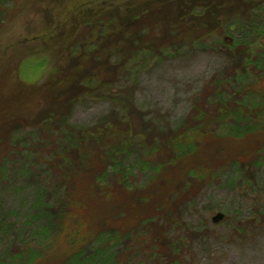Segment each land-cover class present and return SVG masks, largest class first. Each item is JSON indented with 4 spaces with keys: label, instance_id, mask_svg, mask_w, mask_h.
I'll return each mask as SVG.
<instances>
[{
    "label": "trees",
    "instance_id": "trees-1",
    "mask_svg": "<svg viewBox=\"0 0 264 264\" xmlns=\"http://www.w3.org/2000/svg\"><path fill=\"white\" fill-rule=\"evenodd\" d=\"M30 2L0 0V23ZM94 5L76 0L68 34L51 27L53 13L40 7L47 28L19 42L39 56L59 46L55 65L40 57L32 64L46 67L39 85L22 68L12 83L0 45V190L35 193L22 220L19 211L0 212V240H14L0 264H191L189 204L226 173L250 180L264 171V0ZM232 32L230 66L211 79L189 117L175 126L164 116L147 119L135 90L148 62L162 63L170 50L210 51L217 36ZM86 99L115 109L92 126L71 124ZM114 192L121 201L112 205ZM206 227L192 231L209 235ZM54 247L60 260H43Z\"/></svg>",
    "mask_w": 264,
    "mask_h": 264
},
{
    "label": "rangeland",
    "instance_id": "rangeland-1",
    "mask_svg": "<svg viewBox=\"0 0 264 264\" xmlns=\"http://www.w3.org/2000/svg\"><path fill=\"white\" fill-rule=\"evenodd\" d=\"M32 1L18 15L5 17L0 23L1 51L4 49L7 54L6 61H9L13 84L19 78L20 68L24 69L33 83L39 85L45 82L46 77L43 75L46 73L45 66L40 67L39 70H32L35 59L43 58L50 63L49 66L55 65L58 61V45H53L52 52L41 56L37 55L40 54L38 50L30 53L28 47L19 45L20 41L32 39L41 33L43 28H47L49 22L45 21V15L42 17L39 14L40 7H46V11L49 9L53 13L54 21L51 27L60 28L62 32L68 34L70 27L76 25V20L70 18L76 13V0H67L54 5L48 3L36 5ZM107 1L110 2V0H79V2H89L91 6ZM234 37L233 32L217 36L214 40L216 48L210 51L188 53L187 49L183 48L178 51L180 54L170 50L169 54L173 56L165 58L160 64H154L153 60H150L149 65L142 69L143 73L138 76L139 85L135 90L136 103L145 117L151 119L155 115L164 116L162 122L165 124V121H168L172 126L189 117L196 100L202 101L206 86L210 84L211 79L219 77L225 68L230 66L228 56L232 57V54L228 45ZM25 62H28L29 64L25 65L30 67L24 66ZM113 105L110 101L86 99L75 105L70 122L73 125L92 126L103 116L108 115L115 107ZM139 124L140 122L134 119L135 127ZM20 137H23L21 133ZM127 163L137 172L134 157L127 159ZM7 166L5 179L11 177L9 165ZM252 172L250 171V174ZM257 176L247 181L242 176H235L233 172L226 173L219 180L204 187L194 202L189 204L185 220L186 227L191 230L186 234L191 264H264V171H257ZM17 188L13 191L0 190V212L8 214L19 211L22 220L29 210V199L35 193L32 189ZM119 196V193L114 192L108 198V202L111 201L110 204L114 205L116 201H121ZM105 208L106 205L99 207L98 211L103 212ZM217 213H223L224 219L215 224L212 218ZM203 223L207 224L209 235L201 236L200 232L194 234L193 231H199ZM191 233L194 235L191 236ZM6 239V241L0 240V257L4 258L5 254L10 252V244L14 242L13 238ZM7 242L10 244H6ZM55 249L57 247L46 253L43 260L47 258L50 263L59 261L60 252Z\"/></svg>",
    "mask_w": 264,
    "mask_h": 264
},
{
    "label": "water",
    "instance_id": "water-1",
    "mask_svg": "<svg viewBox=\"0 0 264 264\" xmlns=\"http://www.w3.org/2000/svg\"><path fill=\"white\" fill-rule=\"evenodd\" d=\"M224 219V214L223 213H217L213 218H212V222L217 224L220 221H222Z\"/></svg>",
    "mask_w": 264,
    "mask_h": 264
},
{
    "label": "flooded vegetation",
    "instance_id": "flooded-vegetation-1",
    "mask_svg": "<svg viewBox=\"0 0 264 264\" xmlns=\"http://www.w3.org/2000/svg\"><path fill=\"white\" fill-rule=\"evenodd\" d=\"M234 42V40L233 41H231V44L230 45H232V43ZM247 47H245L244 45H239V46H237L236 47V49H238V50H244V49H246ZM235 50V49H234Z\"/></svg>",
    "mask_w": 264,
    "mask_h": 264
}]
</instances>
